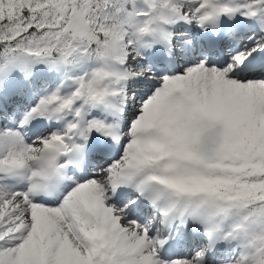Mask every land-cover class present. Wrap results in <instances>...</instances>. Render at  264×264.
I'll list each match as a JSON object with an SVG mask.
<instances>
[{
    "label": "snow or ice",
    "instance_id": "obj_1",
    "mask_svg": "<svg viewBox=\"0 0 264 264\" xmlns=\"http://www.w3.org/2000/svg\"><path fill=\"white\" fill-rule=\"evenodd\" d=\"M0 264H264V0H0Z\"/></svg>",
    "mask_w": 264,
    "mask_h": 264
}]
</instances>
